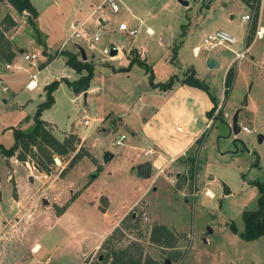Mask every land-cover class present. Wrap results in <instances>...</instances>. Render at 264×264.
Wrapping results in <instances>:
<instances>
[{
  "label": "rangeland",
  "instance_id": "rangeland-1",
  "mask_svg": "<svg viewBox=\"0 0 264 264\" xmlns=\"http://www.w3.org/2000/svg\"><path fill=\"white\" fill-rule=\"evenodd\" d=\"M101 1L29 0L37 11L32 19L44 46L36 41L28 15L21 17L12 7L7 8L4 0L0 1V16L7 11L17 20V28L7 32L9 37L15 32V56L7 71L14 72L16 78L7 82L6 90L0 89V145L6 148L12 143L13 128L27 130L33 125L35 103L44 97L37 95L38 87L31 91L24 85L33 71L34 82L39 81L40 86L46 80H59L53 92L54 102L42 111L40 118L58 140L70 134L78 139L74 151L53 158L49 173L39 172L31 167V162H20L14 155L7 158V163L0 152V264H80L92 252L95 256L104 253L94 245L106 228L122 216L124 219L115 226L122 234L113 239L112 248L136 242L143 253L161 264L165 260L168 264H264L263 238L245 241L237 235L243 227L242 210L256 207L257 189L251 182L264 180V33L261 30L259 39L253 36L252 5L241 0H185L186 5L178 0H117L116 12L105 6L83 26L89 33L101 30L93 47L81 39L72 41L69 36L73 22L79 23L91 5ZM251 3L257 6L255 1ZM257 10H261L259 24L264 28V0H260ZM243 14L250 19L243 22ZM101 15L106 19L102 28L96 25ZM121 22L136 27V35L128 37L118 31ZM214 30L225 31L236 42L194 53L193 47L200 44L203 35ZM251 39L250 49L243 57L235 58L233 50L248 47ZM110 44H116L122 53L133 47L141 50L155 81L173 76L175 82L188 69L216 99L212 102L204 90L196 87L210 100V108L218 107L214 118L199 140L169 159L166 168L159 167L162 172L152 166L148 178H141L134 168L130 171L129 162L131 157L152 158L155 151L140 149V142L138 148L126 153L127 146L134 142L130 130L119 123L110 129L109 123L114 119L104 116L116 114L120 104L129 105L143 91L147 82L145 70L134 63L128 73L110 77L109 67L117 65L118 58L109 60L100 53L102 47ZM76 46L83 49L92 64L85 95L73 92V87L64 81H71L75 75L65 62V52ZM43 47L48 54L56 55L49 67L37 71V62L34 66L28 64L23 52L44 55ZM129 55L139 57L132 51ZM228 67L233 69V81L224 93L223 78ZM80 71L86 73L85 69ZM117 89L130 94L127 100L123 101ZM234 114L236 124L247 127V132L240 129L233 133L229 126ZM200 115L208 120L211 114ZM96 116L104 117L105 131L99 130V123L93 120ZM78 132L87 138L86 143L80 141ZM120 134L124 135L121 145L112 144ZM78 148L86 150L94 161L83 156L72 167H66ZM146 150L150 151L148 155L143 154ZM105 152L109 154L107 159ZM95 160L100 166L96 176L90 178L96 170ZM30 171L41 173L40 178L29 181ZM14 180L24 185L20 198ZM13 200H20L21 205H15ZM143 215L147 220L140 223ZM138 223L141 226L136 227ZM154 223H161L178 235L175 249L180 254L175 259L173 251L148 242V231ZM229 223L237 232L229 229ZM34 243L43 250L32 253L30 247ZM55 245L61 248L60 253L43 254Z\"/></svg>",
  "mask_w": 264,
  "mask_h": 264
},
{
  "label": "crops",
  "instance_id": "crops-1",
  "mask_svg": "<svg viewBox=\"0 0 264 264\" xmlns=\"http://www.w3.org/2000/svg\"><path fill=\"white\" fill-rule=\"evenodd\" d=\"M259 3H260V1H259ZM4 5H6L7 8L12 7L6 1H5ZM95 6L92 7V5H91L90 12L82 20H80L79 23H82V25L84 26L85 23L88 20H90L94 14H96L98 12V10H94ZM4 12H7V11H4ZM4 12H2V13H4ZM14 12L16 13L15 10H14ZM8 14L15 20V27H16L17 26L16 25V22H17L16 17L13 14H10V13H8ZM16 14L22 17L24 13H22V14L16 13ZM260 14H261V10H258L256 23H255V26L253 27V29H254V31L260 30V32L262 30L264 33L263 26L261 24H259ZM101 17H102V15H101ZM70 24L71 23H69V26H70ZM9 30L11 31V29H9ZM9 30H7L4 33V35L9 40V42L11 43V50L14 52V56H15L14 42H13L15 32L13 33V35H11V37H9V36H7V32ZM253 39H251V41H249L247 43L248 49H250L249 47H250V44H252ZM255 39H259V38H255ZM63 44H65V42H62V45ZM58 51H61L60 48L58 49ZM129 51H132L133 53H137L139 55V57H137V58L146 64V62L143 59V58H145L144 53L141 50H138V49L133 47L132 50H129ZM129 51L122 53L120 50V52L117 55L118 64L115 66L110 65V67H109V69L112 73L111 75L108 74L110 77L116 78L118 75H120V73H126V72L128 73L129 72V70L133 64L126 71H118L117 70L119 67H125L127 65L128 59L130 58V55L128 57ZM44 52L46 55H52V54H48V51L46 49H44ZM67 52L74 54L76 56L77 60L91 64L90 60H87V57L85 54H84L85 55L84 60H82L80 58V54H79L77 48L73 51H67ZM23 53H25V51ZM44 55L38 54L36 58H39V60L36 61V58H35L33 61V64H31L32 66H34V65H36V62H37V67H38L37 71H43L47 67H49L52 64L56 54H53L54 55L53 58L51 60H49L48 62H45L46 55L45 56ZM9 62L0 61V69L3 71V72H1V70H0V89L1 90H6L7 89V82H9L11 80L13 81L16 78V74H14V72L7 71V70H10L12 68L9 65ZM5 64H8V67H5ZM91 66H92V64H91ZM147 67L151 70V67H149V66H147ZM151 72H152V70H151ZM32 74L34 75V78H35L36 77V75H35L36 71H33L30 75H32ZM85 74L86 73L83 74L82 71H79V72L75 71V75L71 79V81L65 78V80H67L70 83V85L66 84V86L73 87V88L77 87V86H72V85L75 84L76 80L79 77L84 76ZM144 75L146 76V79H147L146 71H144ZM152 76H153V74H152ZM54 77H57V76H54ZM34 78L30 79V77H29V79L25 82L24 85L26 86L29 81H32L33 83H35ZM54 79H56V78H54ZM181 79H178L175 82H172L170 88H168L166 90H159L157 88L151 87V85L148 83V80H147L145 88L143 89L142 92H139L136 94V97L134 98L133 102H131L129 105L120 104L118 106L119 110L116 114L107 113V115H104V116H109L111 119H114V120H112L113 122L109 123L110 129H112L114 127V124L119 123V124H123V126L127 127L128 130H130V135L134 138V142L132 143V145L127 146L126 153H129L130 150H134L135 148H138L139 147L138 144H140V142H142V144H143V147H140V149H151V150L155 151V154L152 158H144V156H141L138 160H136V158L131 157L132 159H130V162H129L130 171H132L133 168L135 170L136 164H138L140 162H144V161L150 162V171H151L152 166L157 167L156 169H158L159 167H161L162 169L166 168L167 167L166 165H170V164H168L169 159L179 155L182 150H185L188 147H190L199 137H201L203 131L205 130V127L208 124V120H207V117L205 115H203V116L200 115V112L207 114V111L209 110L211 104L209 102L210 100L208 101L205 97L208 96V99H209V96H211V95L208 93V90H207V92H206L207 96H204L203 93L199 91V89H196V87H194V86H191V85H188L186 83L181 82L180 81ZM46 82H47V80L44 81L42 83V85L40 86V83L38 81L37 83H35V85L33 87L26 86L27 88L26 87L25 88L32 91L38 87L40 91L38 92V90H37V95L39 96L40 94H43V96H44L43 86L48 83V82L47 83ZM141 82L143 83L144 80L142 79ZM152 82L156 83V82H164V81H155L152 79ZM88 83L89 82L86 83L87 87H88ZM128 86H129V84H128ZM85 90L80 91V92H77V91H74V92L75 93L83 92V95H85V93H84ZM53 92H52V97H53ZM117 92L122 94L121 96L123 98V101L127 100L128 96L130 95V94H126V92L124 90H121V89H120V91L118 90ZM131 97H133V96H130V98ZM213 99H214V101L216 100L215 97H213ZM28 100L30 101L32 99L30 98ZM43 100H44V97H43ZM42 101L35 103L34 110L36 108V105ZM53 102H54V98H53ZM146 104H148V105H146ZM202 105H203V109H201ZM42 111H41V113H42ZM85 116H86L85 114L82 115L83 121L86 118ZM93 120L99 123V126L101 127L99 130L101 132L105 131L106 128H102V127H104V126H102V124L105 121L104 117L96 116L93 118ZM83 125H86V124H84V122H83ZM49 126L51 127V125H49ZM17 127H19V126H17ZM80 130L82 132V129H80ZM81 132H78V136L80 137V141L81 142L85 141V143H86L87 138L84 135L80 136ZM5 162L8 163L7 158H5ZM95 165L100 166L99 162L96 160H95V164H93V166H95ZM30 172L32 174V171H30ZM135 173H136V171H135ZM39 174H41V173H38L37 176L40 177ZM33 175L34 174H32V177L27 176L29 181H35V180L39 179V178L33 177ZM29 178H31V179H29ZM90 178H93V177H90ZM141 178H145V177L141 176ZM14 183H15V187H16L17 196L19 197L21 195V187H23L24 185L21 184L20 181H18V180H14ZM84 192H85V189H84ZM75 193L77 194V192H75ZM76 194H74V195L78 196ZM72 195H73V193H72ZM103 198H105V197H103ZM42 201H43V203H45V202L47 203V201L44 199H42ZM104 202L106 203V198H105ZM14 203H15V205H21L20 200L14 201ZM55 205L57 206V204H55ZM104 215H106V214L104 213ZM59 218L60 217H57L56 219L58 220ZM122 218H123V216L120 217L119 219L113 221L112 224L106 228L104 234H102V236H101V239L98 241V243H96L94 245L95 247L103 241V239L117 225V222L120 221ZM40 250L42 251L43 248H41L37 243H34L30 247V251L34 254L38 253ZM60 251H61V248H59L58 245H55L54 247H52L51 250L49 248L46 250V252H43V254L44 255H46L48 253L50 254V252L60 253ZM151 258H153V257H151ZM153 259L155 260V258H153Z\"/></svg>",
  "mask_w": 264,
  "mask_h": 264
},
{
  "label": "trees",
  "instance_id": "trees-1",
  "mask_svg": "<svg viewBox=\"0 0 264 264\" xmlns=\"http://www.w3.org/2000/svg\"><path fill=\"white\" fill-rule=\"evenodd\" d=\"M1 1V0H0ZM18 14L26 13L28 15L27 21L33 29L35 39L38 43L44 46L43 42L38 40V29L34 23L37 16V11L31 5L29 0H5ZM245 4H249L252 7V17L254 15V22L256 23L257 18V6L260 0H241ZM251 1H255L256 5H253ZM255 7V8H254ZM33 18V19H32ZM253 22V25H254ZM15 26V20L7 13L4 12L0 16V61L9 62L14 56V52L11 50V43L5 37L4 33ZM44 52V47L42 49ZM62 53V51H58ZM175 51L173 52L174 57ZM46 55V54H45ZM54 55H46L45 62H48L53 58ZM65 62L75 71L81 69L86 70L84 76L79 77L75 84L72 86H78L82 83H87L91 75L92 66L89 63L81 62L76 59V56L72 53L65 52ZM136 63L138 66H143L147 73L148 83L153 88L159 90H166L170 88L173 79L170 78L164 82L153 83L152 72L147 65L139 60L137 57H130L125 67H119L118 71H126L129 67ZM67 85L70 83L65 80ZM188 85L198 87L207 92V85L199 81L194 77L193 72L188 73V69L183 72V77L180 80ZM233 81V69L228 67L223 78L224 93L228 91ZM59 80L53 79L43 86L44 100L36 105L33 112L32 119L33 125L27 130H21L19 127L12 129V143L8 147L0 145V152L5 158L15 156V159L20 162L29 161L33 163L34 167L43 173H49L53 166V158L56 156H64L69 152L75 150V142L78 140L73 134L65 136L63 139L58 140L47 128V123L40 118L41 111L50 107L53 103L52 92L56 88ZM213 102L212 96H209ZM214 107L212 106L207 114L210 115ZM200 138H198L199 140ZM90 157V154L81 148L76 149L75 153L68 160V168L72 167L74 163L81 157ZM91 160L94 161L93 158ZM65 169V168H64ZM99 166L96 165L95 172L91 175L94 177ZM257 189V197L255 199L256 207L253 210H242L241 220L243 223L242 230L237 233L238 237L245 241H250L258 237H262L264 241V180H255L251 182ZM14 196V194H13ZM105 200V198H103ZM64 205H62L63 207ZM122 218L121 220H123ZM140 222V221H139ZM135 223V222H134ZM139 224V225H138ZM136 227L141 226L140 223ZM229 229L233 232H237L233 223H229ZM121 230L114 227L113 230L103 239L98 248H101L104 253H98L96 258L89 264H161L151 258L148 254L142 252V248L136 242H130L121 248H112L111 242L115 237L121 236ZM178 239V235L170 231L165 225L161 223H154L150 226L148 231V242L157 246L160 249L167 248L169 251H173L172 258L175 259L180 254L175 249V243ZM184 253V252H183Z\"/></svg>",
  "mask_w": 264,
  "mask_h": 264
},
{
  "label": "built area",
  "instance_id": "built-area-1",
  "mask_svg": "<svg viewBox=\"0 0 264 264\" xmlns=\"http://www.w3.org/2000/svg\"><path fill=\"white\" fill-rule=\"evenodd\" d=\"M105 6L111 12H116L118 10L117 0H102L101 4H98L94 7V10L100 11ZM250 17L251 16L244 14L241 16V20L247 21L250 19ZM105 22H106L105 18L99 17L96 20V25L99 26L100 28H102L104 26ZM71 26H72V33L70 34L69 38L74 42L78 39H81L82 41H84L85 43H87L91 47H93L92 44L94 42L99 41L101 34H102L100 29H97L96 31L89 33L83 27L82 23H77L76 21L73 22V24ZM117 30L124 33L128 37H133L137 33L136 27L127 26L122 22L117 25ZM260 35H261L260 30L254 31V37L255 38H259ZM235 42H236V39L232 35L226 33L225 31H222V30H214V31L206 33L202 37L200 44L193 47V52L195 53L200 49H203L206 51V50L211 49L212 47L218 46V45L229 46L231 44H234ZM247 51H248V47L245 45L239 51L233 50L234 57L239 59V58L243 57ZM111 52H113V53H111ZM119 52H120V48L116 44H110L109 46L102 47L100 50V53L104 56H107V58L109 60H113L115 58H118L117 55ZM37 55H38V53H35V52H25V53H23V59L26 62H28V64H33V61L37 57ZM5 67H8V64H5ZM33 78H34V75L33 74L30 75V79H33ZM31 82L32 81H29L26 86H29V84ZM217 108L212 111L211 115L209 116L208 122H210L214 118ZM83 122L86 124V119H84ZM240 129L245 131V132L248 131L247 127L242 126V125L239 127V130ZM123 138H124V135L120 134L118 137L114 138L112 144L117 145V146L120 145ZM149 152H150L149 150H146L143 152V154L148 155ZM31 167L34 168V165L32 163H31ZM158 169H159V172H162L161 168H158ZM41 176L45 177L46 175L42 174ZM33 177L40 178L39 176H37L35 174L33 175ZM167 179H169V178H167ZM170 182H172V180H170ZM146 220H147V217L143 215V216H141L140 223L142 221H146ZM96 248H98V246H96L95 249ZM94 256H95V253L92 252L90 254V257L89 258L87 257L88 259L86 258L85 260L81 261L80 264H89L90 262H92L96 258V256H95V258H93Z\"/></svg>",
  "mask_w": 264,
  "mask_h": 264
},
{
  "label": "water",
  "instance_id": "water-1",
  "mask_svg": "<svg viewBox=\"0 0 264 264\" xmlns=\"http://www.w3.org/2000/svg\"><path fill=\"white\" fill-rule=\"evenodd\" d=\"M178 2H180L183 5L187 4V2L185 0H178ZM76 48H77V50H78V52L80 54V58L82 60H84L85 59V55L83 53V50L79 46H76ZM111 53H113V52H111ZM86 87H87V84L86 83H82L79 86L73 88V92L74 91H77V92L84 91L86 89ZM236 121H237L236 114H234L232 116V119H231V122H230V126H229L232 129L233 133H236L239 130V126L236 124ZM263 127H264V124H263ZM259 137H258V139H259ZM108 157H109V154L105 152L104 153V158L107 159ZM135 171H136V173H138L142 177H145V178L149 177L150 176V162L149 161H144V162H140V163L136 164L135 165ZM29 179H31V178H29ZM168 263H169L168 260H165L164 264H168Z\"/></svg>",
  "mask_w": 264,
  "mask_h": 264
},
{
  "label": "bare ground",
  "instance_id": "bare-ground-1",
  "mask_svg": "<svg viewBox=\"0 0 264 264\" xmlns=\"http://www.w3.org/2000/svg\"><path fill=\"white\" fill-rule=\"evenodd\" d=\"M29 86H31V87L34 86V83L31 82V83L29 84ZM208 194H211V192L209 191Z\"/></svg>",
  "mask_w": 264,
  "mask_h": 264
}]
</instances>
